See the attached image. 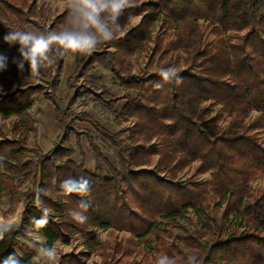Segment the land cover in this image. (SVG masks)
Masks as SVG:
<instances>
[{
    "label": "trees",
    "instance_id": "obj_1",
    "mask_svg": "<svg viewBox=\"0 0 264 264\" xmlns=\"http://www.w3.org/2000/svg\"><path fill=\"white\" fill-rule=\"evenodd\" d=\"M36 6L37 0H0V54L7 57L0 85L15 84V90L0 91V117L16 118L7 130L12 139L0 128V200L7 203L4 214L22 206L23 224L6 257L15 254L27 264L34 254L28 231L32 218L41 216L33 198L43 189L52 217L41 234L49 244L81 234L93 250L100 246L96 230L112 229L130 233L127 246L163 251L177 264L189 255L198 264H264V188L260 195L251 188L264 174V0H135L119 23L139 19L122 38L91 54L67 52L33 78L27 63L18 70V45L9 46L3 37L12 29L30 31L27 25L39 32L60 30L68 15L63 7L46 27L40 24L45 10ZM67 55L73 64L65 67ZM140 57L146 60L141 58L139 69ZM170 66L182 83L161 81L158 69ZM97 67L123 90L104 104L114 113L112 121H127L128 127L113 130L89 112L72 113L65 121L77 94L71 95L72 85L59 83L61 72L88 78ZM26 79L51 84L53 100L59 86L71 96L65 111L62 103L54 104L60 138L47 151L29 148L27 157L25 142L36 132L29 115L34 99L22 94H33L39 82L16 89ZM90 93L85 89L79 97ZM75 123H86L87 131L76 130ZM87 150L94 165L87 162ZM195 161L197 171L183 178ZM204 172L210 177L194 180ZM82 176L90 180V194L83 198L90 206L87 223L77 224L69 211L82 198L58 193L63 180Z\"/></svg>",
    "mask_w": 264,
    "mask_h": 264
},
{
    "label": "rangeland",
    "instance_id": "obj_2",
    "mask_svg": "<svg viewBox=\"0 0 264 264\" xmlns=\"http://www.w3.org/2000/svg\"><path fill=\"white\" fill-rule=\"evenodd\" d=\"M33 1V0H28ZM36 1V0H35ZM38 6L36 8L39 10L40 6L43 7L45 10V15L47 17L44 26H48L50 24V20L48 18H52L55 16L56 13L60 12L64 7L63 0H44V5L41 3L42 0H37ZM37 3V2H36ZM40 4V5H39ZM37 5V4H36ZM139 19V17H131V19L128 22V28L131 27L134 22ZM43 26V25H42ZM27 30H30L34 33H40L38 29H35L32 27V25H27ZM144 56V55H143ZM144 58V57H140ZM139 62H141L138 66L139 69L143 67L144 63L142 62V59ZM146 60V58H144ZM68 62V63H67ZM65 67H68V65H72V57L67 55L65 57ZM142 64V65H141ZM70 65V66H71ZM69 66V67H70ZM89 73L88 78L79 77V78H71L72 71H62L58 81L59 83L63 81L67 85H72L71 95L77 94V97H75V103L71 106V109L69 111H66L65 121L68 120L69 116L74 113L78 116L82 113H91L93 116V119L102 125H107V127L115 130L117 128L122 127H128L130 125L127 121H121L119 124L112 121L113 114L110 112V110L107 109L106 104L104 102H108L111 98V95L113 96H121L123 94V90L120 89L119 83L117 81H114L109 72L105 71L101 67H97L95 70H92ZM134 74H138L140 76H143V72L141 71H133ZM93 76V77H92ZM95 76V77H94ZM93 78V83H90L89 79ZM92 80V79H91ZM27 82V83H25ZM35 82H39L37 91H35L33 94L30 93V91H27L26 89L29 87V84L32 85ZM13 83V82H12ZM61 85V84H60ZM51 84H49L46 81H29L24 80L22 83L16 85V89L23 90L26 92L22 94V96H30V98L33 100V105L31 109L29 110V115L33 120L34 126L36 128V132L33 133V131L28 135V139L25 142V150L24 155H28L29 152L28 149L31 147H37L42 149L43 151H47L54 143L55 140L60 138V135L62 133V128L60 127V124L58 122V115L57 110L55 109V103H62L61 110L65 111L67 106H65V103L68 101L70 94L67 89L58 87V90H61V93L56 94L54 97V100L51 99ZM105 87L106 94H102L101 90ZM12 88V89H11ZM92 91L89 95H83V91L85 89H89ZM11 90H15V84H12L11 87L9 84L7 85H0V91L1 92H9ZM32 92V91H31ZM99 96V97H98ZM95 97V98H94ZM54 101V102H53ZM59 104V105H60ZM112 104V103H110ZM118 103H116L117 105ZM59 105H57L59 107ZM57 115V116H56ZM16 121V118L10 117V118H1L0 117V128L1 130L5 129L6 132L3 133L4 138L12 139V134L8 132L10 128V124ZM76 124V125H75ZM75 129L78 131H87V124L84 123L82 125H78L75 123ZM86 129V130H85ZM94 137H96V140L99 141V136L97 134L92 133ZM264 137V134L262 135ZM3 138L0 135V139ZM70 140L74 142V134H70ZM84 143V139L82 140ZM88 151V150H87ZM110 153L111 150H110ZM27 157V156H26ZM79 160V158H77ZM87 162L91 165H94V156L92 152L88 151L87 156ZM199 166V162L195 161L191 164V167L189 168L190 171L185 172L183 175V178H188L191 171H197ZM259 175V174H258ZM258 175L253 179L251 182V188L253 189V192L255 195H260L262 193V189L264 188V174ZM194 180H200L204 178L210 177L209 172H204L202 174H198L194 176ZM26 185L22 186V191L26 189ZM224 205L220 208L219 212L222 211ZM7 203L4 201V199L0 200V219H10L13 218L16 215H21L22 217V206L19 205L17 210L13 213L6 212L4 214V211L7 209ZM170 232H174V234L177 232V229L168 228ZM106 230V231H100L96 230L98 240L100 242V246L97 249H88V247L85 244V236H82L81 234H72L69 238V243H64L62 241H57L61 244L62 247V254L60 257L59 264H156V260L164 256V252L161 253H151L148 251H143L142 247H132L127 246V243L125 241L126 238L130 236V233L127 231H120V230ZM179 235L180 233L177 232ZM168 235H161L162 238H167V240H170L171 238L167 237ZM170 237V236H169ZM27 247H31L30 244L27 242ZM118 247L119 249H114ZM176 262V261H175ZM177 264V263H176Z\"/></svg>",
    "mask_w": 264,
    "mask_h": 264
},
{
    "label": "clouds",
    "instance_id": "obj_3",
    "mask_svg": "<svg viewBox=\"0 0 264 264\" xmlns=\"http://www.w3.org/2000/svg\"><path fill=\"white\" fill-rule=\"evenodd\" d=\"M68 15L66 24L60 30L34 33L21 29H12L3 37L9 46L18 45L19 59L14 60L20 71L24 70L25 63L33 78H38L42 68L52 66L56 60L67 52L91 54L107 42L122 38L126 34L127 24L121 25L119 18L125 10L135 6V0H63ZM7 68V57L0 54V72ZM158 75L164 83H182L178 70L174 66L161 67ZM161 87V83L155 85ZM59 195L81 197L77 207L69 211V215L77 224L88 221L86 212L89 203L87 197L91 191L90 180L86 177H69L60 183ZM42 195L45 190L36 191L33 204L41 212L37 219L32 218V228L28 231L30 246L34 254L27 264H59L62 247L59 242L49 244L41 230L46 227L52 211L45 205ZM21 219H0V241L19 229ZM3 264H25L17 255L12 254L3 260ZM156 264H176L175 260L167 255L156 260ZM183 264H198L195 255H189Z\"/></svg>",
    "mask_w": 264,
    "mask_h": 264
},
{
    "label": "water",
    "instance_id": "obj_4",
    "mask_svg": "<svg viewBox=\"0 0 264 264\" xmlns=\"http://www.w3.org/2000/svg\"><path fill=\"white\" fill-rule=\"evenodd\" d=\"M17 218H20L21 219V225L19 227V229L15 232H13L11 234L10 237L6 236V238L3 240V241H0V260H3L12 250V245H13V242L16 238V236L20 233L21 229H22V217L21 215H16L14 216L13 218H10V219H17Z\"/></svg>",
    "mask_w": 264,
    "mask_h": 264
}]
</instances>
